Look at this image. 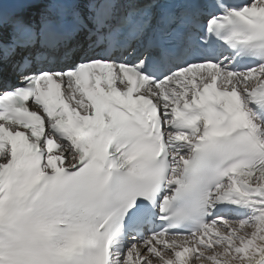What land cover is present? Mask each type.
I'll list each match as a JSON object with an SVG mask.
<instances>
[{"label": "snow or ice", "instance_id": "snow-or-ice-1", "mask_svg": "<svg viewBox=\"0 0 264 264\" xmlns=\"http://www.w3.org/2000/svg\"><path fill=\"white\" fill-rule=\"evenodd\" d=\"M0 264H264V0H0Z\"/></svg>", "mask_w": 264, "mask_h": 264}]
</instances>
